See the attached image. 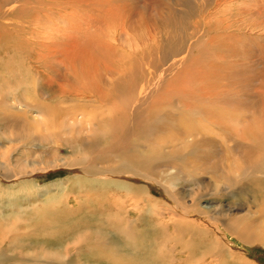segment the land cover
Returning <instances> with one entry per match:
<instances>
[{"label": "bare ground", "instance_id": "bare-ground-1", "mask_svg": "<svg viewBox=\"0 0 264 264\" xmlns=\"http://www.w3.org/2000/svg\"><path fill=\"white\" fill-rule=\"evenodd\" d=\"M180 2L162 5L158 0H143L141 5L139 0H42V17L33 13L23 19L22 14L14 22L13 12L24 11L18 6L2 15L4 21L0 15V61L17 66L11 58L21 54L20 65L28 70L25 78L37 99L41 72L42 80L59 83H55L54 98L51 96L58 104L53 109L40 101L34 106L27 99L13 104L23 116L37 107L44 134L40 135V128L32 136L34 130L19 119L0 125V142L5 147L0 156V180L16 181L3 192L4 200L12 204L17 197L38 193L34 181L26 178L38 173L36 166L58 167L55 155L13 167L11 154L18 152L20 142L27 141L34 150L69 148L76 157L66 165L84 175L74 173L69 184L84 205H69L67 198L59 201L53 196L61 192H56L50 205L28 210L29 216L39 217L38 227L62 226L68 224L66 220H74L73 229L81 227L82 231L62 230L49 238L53 243L69 237L62 247L47 245L30 253L31 243L26 240L34 236H10V227L19 219L12 213L2 215L0 264H91L90 258L102 259V252L111 248L110 239L126 246L99 264H127L120 261L121 253L145 255L146 251L150 259L142 264H188L195 259L191 247L210 258L206 264H240L236 258L247 259L234 250L228 237L264 247L260 221L264 219V8L251 9L257 23L205 22L202 34L199 23L188 37L170 31L169 23H185ZM158 18L163 33H159ZM165 136L169 138L163 140ZM223 160L229 165H222ZM120 176L144 177L151 185H158L159 180L187 184L194 190L189 202L180 192L170 197L177 209L171 211L172 226L168 228L149 217L158 219L164 214L152 206L153 188H147L148 195ZM17 185L14 193L11 187ZM207 187H220L219 192L230 198L258 193L259 218L223 213L216 217L205 213L207 220L199 214L191 217L192 208L202 204V190ZM138 194L144 198H135ZM116 195L119 201L112 203ZM129 197L143 203V207L133 208L137 218L146 215L147 219H129L125 208ZM84 212L85 218L81 217ZM43 217L47 220L42 221ZM199 217L203 223L196 226ZM178 222L195 231L178 228ZM139 224L150 228L141 229ZM171 230L177 235L183 231L195 235V242L182 244L181 251L169 250ZM145 241L153 244L146 249ZM19 242L28 253L10 254Z\"/></svg>", "mask_w": 264, "mask_h": 264}, {"label": "rangeland", "instance_id": "rangeland-1", "mask_svg": "<svg viewBox=\"0 0 264 264\" xmlns=\"http://www.w3.org/2000/svg\"><path fill=\"white\" fill-rule=\"evenodd\" d=\"M156 1L157 0H151ZM162 5H164L166 2L168 3H174V0H158ZM220 1H233L231 4H224L219 3ZM140 4H143V0H139ZM180 5L185 8V23L175 21L174 23L170 24V31L171 32H182L186 36H193L195 32V27L201 23L200 25V33L202 34V28L203 24L205 22H209L212 25H228L231 22L240 20L244 23H257V18L254 17L252 13V8H264L263 2H248L247 0H182L180 2ZM19 9H23L24 11H20L18 13L13 12V21L17 22L21 19L23 14V19L29 18V14L37 13L39 16L42 17V0H0V15L4 21L3 14L10 11L11 8L17 7ZM21 13V14H20ZM16 17V18H15ZM41 19V18H39ZM158 18V22H159ZM162 24L159 22V33H163L164 30L161 28ZM243 28H247L246 26H242ZM254 35H259V32H256ZM201 50V49H200ZM199 50V51H200ZM197 51L192 56H196V54L199 52ZM20 57V59H19ZM19 57H12L11 59L14 62H17V66H11L7 65L4 62L0 61V125L2 121H15L16 119L22 120L21 123L26 124V126L29 129H33L34 133L32 136H37V131L42 128V132L40 131V135L44 134V124H39L41 121V116L38 117L39 111L38 108L34 107L31 110L27 112L25 116L23 114L19 113V111L15 110L13 107V104L15 102H20L23 99H27L29 103H32L34 106L40 103H47L52 109L53 106H58L56 100H52L54 98L53 96V89H55V83L59 85L57 80L54 79H46L42 80V72L40 75V87L38 88V99L34 97V93L32 92V86H28L29 83L25 78V74L28 70L21 67L20 62H23V59L21 57V54ZM9 60V63L11 61ZM21 60V61H20ZM203 61L199 60V64H202ZM28 64V63H27ZM30 65V63L28 64ZM52 71L55 70L54 66L51 65L50 68ZM177 69V68H175ZM49 77H54V75H49ZM42 84H44L42 86ZM47 88V90L42 89ZM43 92L44 96L41 97V93ZM40 101V103H39ZM41 106V105H40ZM42 108V107H41ZM42 110V109H41ZM42 113V111H40ZM20 115V116H18ZM24 117V118H23ZM12 128H10V132H12ZM23 131H26L25 129ZM11 134V133H10ZM2 135L0 134V138ZM169 136H165L163 140H167ZM23 143V144H22ZM5 151V147L2 146V142H0V156L1 153ZM18 152H13L11 154L12 156V166H16L17 164H20L21 166H25L30 161H40V159H49L52 156H56V169L53 168H45L44 165L36 166L37 169L34 175L27 176L26 178H30L34 181V183L37 186V192L38 193H30V197L27 196H21L15 198L14 201H12V204L8 203V201L4 200L3 192L6 191L8 188L7 186L15 183L11 179L10 180H0V218L2 215L5 217L6 215H12V217H15L16 219H19V221H16L15 225L13 227H10L11 234L10 236H34L30 240H26L27 242L31 243V251L30 253L38 252L42 247H47V245L50 248H59L62 247L67 241V239H64L62 242L57 241L53 243H49V238L55 237L58 235V233L62 230L67 229H73V225H75L74 220H66L68 224L60 225L59 223L54 224L53 226L49 228H41L38 227L36 224L39 220V217L36 216H29L28 210L32 206H39L42 204L44 205H50L51 200L50 197L53 196L56 192H61L58 196H53L57 198L59 201L65 200L68 201L69 205H73L77 202L79 206L84 205L83 204V198H78V195L75 190L69 189V184L73 183L74 179V173L80 174L79 169L77 168H71V166H67L66 162L71 161L73 157L72 151L67 148H63L62 146H55L52 150L48 149H31L30 145L26 142H20V148L17 150ZM77 152V151H76ZM235 159L237 164L243 165L237 157H233ZM222 165H229L228 160H223ZM42 168V171L40 170ZM29 170V169H28ZM27 170V171H28ZM19 173V172H18ZM73 175H71V174ZM0 174H3V171L0 169ZM10 175V174H9ZM81 175V174H80ZM76 176V175H75ZM84 176V175H81ZM114 179H117L115 176H113ZM122 180L128 183L136 184L135 188L136 190H146V194L150 195L148 187L153 188L152 195H150L154 200L152 201V206L156 207V211L159 212L160 210L164 212L163 216L156 219L155 216H149L150 218L161 222L166 227L170 228L172 216L171 211L176 208V205L174 201L170 198L173 196L176 192H180L182 199L186 202H189L191 200V192L194 190L192 186H188L187 184L183 185H176V182L174 185H169L166 183L165 180H159L158 185L148 183L147 179H144V177H141L140 180L134 179V178H128L125 176H120ZM129 180V181H128ZM139 181V182H138ZM140 184H138V183ZM249 187V186H248ZM13 188V192L16 193L18 191V185L11 187ZM264 187H261V190H263ZM218 190V191H216ZM220 187L214 189V188H204L202 190V194L204 195L203 201L201 205H198L193 209L194 215H200L203 219L207 220L209 215H206L205 213L210 215H214L215 217L218 216L219 213H223L225 215L233 216L236 218H240L242 216H247L249 218H259V215L257 214L258 208H256V200L260 199L259 194H250L247 193L245 196L236 197V198H230L229 195L225 192H219ZM168 191L169 193H166ZM191 191V192H190ZM11 195V194H10ZM123 197L125 196L124 193H120ZM119 196V195H118ZM113 196L111 199V202L119 201L118 197ZM134 197V196H132ZM132 197H129L127 200L129 203H127L128 206L125 205V208L129 210L130 217L129 219H132L136 216V222L140 221L141 219H147L144 215V217H141L140 219L137 218V213L133 212V208H135L136 205L143 207V203L140 201L131 199ZM135 198L140 199L144 198L141 194H138ZM112 202V203H114ZM117 203V202H116ZM165 205V206H164ZM187 205H190L188 203ZM190 207V206H189ZM146 208V207H145ZM144 208V209H145ZM19 209L22 210V213L25 214H17L15 211L12 212V210ZM243 211H242V210ZM174 212V210H173ZM176 213V212H175ZM256 213V214H255ZM154 214V213H153ZM255 214V215H254ZM81 215V214H80ZM80 215L78 219H80ZM81 217H86L87 214L84 212ZM258 216V217H257ZM139 217V216H138ZM199 217V222L195 223L196 226L203 223L202 220ZM197 216L192 218V220H196ZM47 220L46 218H42V221ZM78 221V220H77ZM262 222L261 226L264 228V219H260ZM80 222V221H79ZM23 224H28L30 227L28 229L23 228ZM175 226L178 228H183L184 230L191 229L195 231L194 228H189L188 226H183L180 222L175 223ZM96 228V227H95ZM139 228L141 229H149V224H139ZM138 229V228H137ZM158 229V226L156 227ZM154 229V230H156ZM85 230V229H83ZM150 230V231H154ZM80 232L81 227H77L76 229H73L72 232ZM138 231L143 234L140 230ZM148 231V232H150ZM145 232V231H143ZM172 234L170 244L168 245L167 249L172 250L176 248L177 251H181L183 249L182 244H191L195 242V235L191 236L186 233V231H183V233H179L177 235L172 230L169 231ZM264 235V233H263ZM177 239V241H176ZM227 240L231 243V246L234 248V250L241 254L246 261L239 260L236 258L237 263L240 264H264V247L258 244L255 245H245L242 244L236 239L227 238ZM110 246L111 248L102 252L104 254V257L102 259H95L90 258L89 262L91 264H99V261L104 262V259H106L107 256L112 255L114 250H123L125 248V244L122 245L113 239H110ZM148 245H145L146 249L153 244V242H147ZM15 247L13 251L10 253L12 255H16L19 253H28L25 247H22V242H19L17 244H14ZM188 245V246H189ZM200 248V246H199ZM201 249V248H200ZM141 252H144V249L139 248ZM191 250L194 252L193 258L191 262L188 264H206L209 263L210 258H206L204 255L200 254L197 250H193L191 247ZM186 251V250H184ZM183 251V252H184ZM202 257V258H201ZM150 259L148 252L146 251L145 255L136 252L134 255H127L122 254L120 255V261H123L127 264H142L148 261ZM199 260V261H198ZM103 264V263H102Z\"/></svg>", "mask_w": 264, "mask_h": 264}]
</instances>
